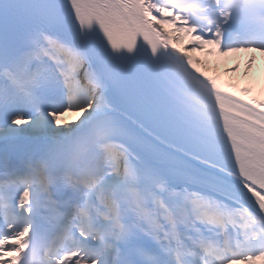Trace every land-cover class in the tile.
<instances>
[{"label":"snow or ice","instance_id":"snow-or-ice-1","mask_svg":"<svg viewBox=\"0 0 264 264\" xmlns=\"http://www.w3.org/2000/svg\"><path fill=\"white\" fill-rule=\"evenodd\" d=\"M239 53L264 0H0V264H264Z\"/></svg>","mask_w":264,"mask_h":264},{"label":"bare ground","instance_id":"bare-ground-1","mask_svg":"<svg viewBox=\"0 0 264 264\" xmlns=\"http://www.w3.org/2000/svg\"><path fill=\"white\" fill-rule=\"evenodd\" d=\"M243 55L255 57V62L251 70V77L254 78L256 81H259L262 74H264V57H261L259 53H239V54H236L235 56L228 57L229 61L231 62V65L235 64V61L237 59H240V56H243ZM244 68H245V64L240 65V72L237 73L235 76L226 74L224 72V69H222L219 71L221 74V79L225 82H228V81L244 82L241 76V73L244 71ZM68 119H72V117H68Z\"/></svg>","mask_w":264,"mask_h":264},{"label":"rangeland","instance_id":"rangeland-1","mask_svg":"<svg viewBox=\"0 0 264 264\" xmlns=\"http://www.w3.org/2000/svg\"><path fill=\"white\" fill-rule=\"evenodd\" d=\"M211 61V60H210ZM216 62L217 61H214V60H212V64L210 65V67H215V65H216ZM235 63H237L236 61H235ZM244 65V62L243 63H241V64H239V65ZM232 65H231V62L230 61H228V59L227 58H224V59H222L221 61H219V70H221V69H225L226 67H231ZM242 72V71H241Z\"/></svg>","mask_w":264,"mask_h":264}]
</instances>
